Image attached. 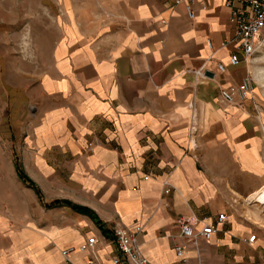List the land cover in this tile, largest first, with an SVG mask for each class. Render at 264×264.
<instances>
[{"label":"crops","instance_id":"0c3cea01","mask_svg":"<svg viewBox=\"0 0 264 264\" xmlns=\"http://www.w3.org/2000/svg\"><path fill=\"white\" fill-rule=\"evenodd\" d=\"M95 2L100 12L81 0H58L50 66L27 70L21 60L43 58L39 0H0V45H34L23 55L0 53L1 106L11 138L37 160L29 169L64 171L61 198L94 209L103 221L74 211L79 229L101 238L118 222L138 235L151 264H177L171 235L176 221L192 214L217 228L201 243L202 264H264V132L252 120L256 103L215 100L219 87L250 76L247 61L229 60L234 29L226 0ZM203 65L209 71L199 77ZM191 101L200 113L196 134ZM75 228L63 227L68 234L48 250V264L50 257L55 264H87L90 252L79 247L87 237ZM27 232L39 234L31 227L17 233L21 243L0 246V264H25L23 250L38 249L37 242L27 244ZM65 246L75 249L62 259ZM97 247L111 264L113 242Z\"/></svg>","mask_w":264,"mask_h":264},{"label":"rangeland","instance_id":"374dc122","mask_svg":"<svg viewBox=\"0 0 264 264\" xmlns=\"http://www.w3.org/2000/svg\"><path fill=\"white\" fill-rule=\"evenodd\" d=\"M58 0H39L40 4V19H41V34L42 42L40 43V50H42L43 58L41 60H19L20 65L27 70L35 69L36 65H43L44 69L50 66L51 59L48 54L50 52L51 41L49 38L57 32V26L55 24V15L60 11L57 4ZM78 2V0H76ZM82 3H86L89 9H97L101 11L98 3L95 0H81ZM79 7V5L77 4ZM54 7L56 9H54ZM33 43L27 44H12V45H0V53L5 51L8 54L12 52L20 51L21 54L27 53L33 50ZM20 54V55H21ZM11 64V62H6ZM36 64V65H35ZM246 70H250L248 75L254 82V99H245L243 103L247 102L250 105L253 101L258 106L252 110L254 120L258 129L264 132V48L256 53V55L245 63ZM4 68L0 70V77L3 75ZM219 87L215 100L219 104H224L221 101V89ZM2 98L4 94L0 93V246L15 245L20 242L17 233H25L26 229L34 227L39 234L28 233L27 244L36 243L38 249L28 251L23 247V260L25 264H35L36 260H41L44 264H48L45 261V256L53 249H57L58 241L65 238L68 232L61 231L67 224L75 225V232H80L82 236L90 237L91 233L88 231H81V226L76 222L73 217L74 210L65 205L62 206H48L49 203L56 199H63V191H61V185L64 183L62 180L65 177L64 171L59 169L42 170V169H29L30 163L36 164L37 160L33 159V156L24 155L23 142L16 138L13 140L10 136V127L7 123V112L3 106H1ZM199 105L202 109L201 114L203 121L206 114V103L203 100L199 101ZM258 124V125H257ZM35 158V157H34ZM18 161L25 172L32 178L37 186L41 189L42 198H39L36 190L33 187H29L15 171V162ZM66 199V198H64ZM69 200V199H68ZM71 201V200H70ZM73 202V201H71ZM76 203V202H74ZM78 203V202H77ZM76 203V204H77ZM81 204V203H79ZM84 205V204H81ZM86 206V205H85ZM94 210V209H93ZM95 211V210H94ZM96 212V211H95ZM97 213V212H96ZM264 215V213L262 212ZM262 215V217H263ZM5 220V221H3ZM102 221V220H101ZM111 221L108 223L111 225ZM103 222V221H102ZM262 223L261 221L259 222ZM10 232H15V236H11ZM25 238V235L23 236ZM58 238L60 240H58ZM44 243V244H43ZM25 245V242H24ZM26 247V246H25ZM60 257L63 259V250L70 249L72 252L75 247H60ZM51 250V251H48ZM47 251V252H46ZM57 256V262L59 255ZM51 257L50 259H53ZM55 259V258H54ZM34 261V262H33ZM52 260L48 259L49 264ZM56 261V260H55ZM59 263V262H58Z\"/></svg>","mask_w":264,"mask_h":264},{"label":"built area","instance_id":"2783aa9c","mask_svg":"<svg viewBox=\"0 0 264 264\" xmlns=\"http://www.w3.org/2000/svg\"><path fill=\"white\" fill-rule=\"evenodd\" d=\"M226 4L231 9V22L234 35L230 43L233 45V53L230 55L232 65H238L241 61H249L256 53L264 48V0H226ZM188 14L194 17L192 5H188ZM242 57L240 58V56ZM218 69L225 72L226 66L223 63L218 64ZM206 66L203 65L196 70L195 74L199 77H205ZM221 101L224 104L239 105L245 99H254V82L251 77H246L239 84H231L221 90ZM192 110L191 133L196 134L199 122V107L197 103L191 101L188 105ZM258 106L256 105V108ZM198 148L197 142H192V150ZM198 160V156L195 155ZM147 178V177H146ZM165 193L171 190V185L165 182ZM226 220L225 214H218V221ZM177 232L172 234V244L179 258L177 264H202V255L200 253L201 243L208 242L217 231L216 224L205 222L195 214L184 215L176 221ZM105 229H109L108 234L98 237L93 234L87 237L80 244L82 251H89L90 255L87 264H104L97 249L100 243L113 242L115 250L110 256L111 264H151L144 254L138 240V235L129 231L118 222ZM256 235L248 238L249 242L255 239ZM194 249L195 254L190 255L188 251ZM63 254L68 258L71 254L70 249H64Z\"/></svg>","mask_w":264,"mask_h":264},{"label":"trees","instance_id":"16d2710c","mask_svg":"<svg viewBox=\"0 0 264 264\" xmlns=\"http://www.w3.org/2000/svg\"><path fill=\"white\" fill-rule=\"evenodd\" d=\"M15 166H16V172H18V175L19 177L25 182L28 184L29 187H33L39 198H42V192H41V189L37 186V184L35 183V181L29 177V175L25 172V170L23 169L22 165L16 161L15 162ZM62 205H65V206H70L74 211H78L82 214H85L87 216H90L92 219H94L96 222L98 223H101V219L100 217L97 215V213L92 210L90 207L88 206H85V205H81L79 203H74V202H71L70 200L68 199H56L54 201H52V203H49L48 206H62ZM104 233L105 234H108L109 233V229H103Z\"/></svg>","mask_w":264,"mask_h":264},{"label":"bare ground","instance_id":"6f19581e","mask_svg":"<svg viewBox=\"0 0 264 264\" xmlns=\"http://www.w3.org/2000/svg\"><path fill=\"white\" fill-rule=\"evenodd\" d=\"M260 212H263V213H264V201L261 203V206H260ZM262 223L264 224V215H263V217H262ZM50 258H51V257H50ZM50 258H49V260H52L51 263H52V264H55V263H54V262H55V261H54L55 259H54V258H53V259H50Z\"/></svg>","mask_w":264,"mask_h":264}]
</instances>
